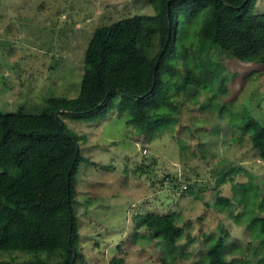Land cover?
<instances>
[{
	"label": "rangeland",
	"instance_id": "374dc122",
	"mask_svg": "<svg viewBox=\"0 0 264 264\" xmlns=\"http://www.w3.org/2000/svg\"><path fill=\"white\" fill-rule=\"evenodd\" d=\"M255 11L264 12V0H256ZM153 12L149 0H0V112L36 113L50 96L76 95L94 28ZM199 23L186 39H196ZM208 59L215 81L188 87L152 136L115 108L89 120L61 115L85 136L87 160L74 173L77 264H109L113 256L126 264H206V248L219 235L231 264H264L259 220L252 222L264 217V160L246 130L251 120L264 125V64L211 48L193 67ZM220 196L230 202L218 203ZM147 212L175 217L178 238L163 251L138 226ZM35 256L2 252L0 261Z\"/></svg>",
	"mask_w": 264,
	"mask_h": 264
},
{
	"label": "trees",
	"instance_id": "16d2710c",
	"mask_svg": "<svg viewBox=\"0 0 264 264\" xmlns=\"http://www.w3.org/2000/svg\"><path fill=\"white\" fill-rule=\"evenodd\" d=\"M153 13H136L97 25L84 50L79 90L53 95L36 113L0 112V253L35 257L18 264H77L78 226L74 173L85 139L61 118L89 120L113 108L126 113L137 132L161 131L188 87L215 81V64L202 60L211 48L244 61L264 64V12L256 0H149ZM196 39H186L192 23ZM63 110H68L65 113ZM252 145L264 160V125L246 124ZM152 134V135H151ZM242 191L246 184L240 185ZM218 203L230 202L217 197ZM139 216V215H138ZM138 226L163 251L178 238L172 213L140 214ZM256 231L264 243V217ZM251 226V225H250ZM225 235L206 248V264H231L224 256ZM59 253L56 263L40 256ZM6 261H0L5 264ZM109 264H126L113 256ZM166 264V260L162 261Z\"/></svg>",
	"mask_w": 264,
	"mask_h": 264
}]
</instances>
